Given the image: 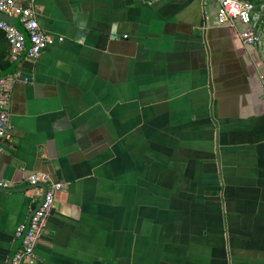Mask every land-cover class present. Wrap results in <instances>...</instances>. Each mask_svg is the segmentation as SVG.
Segmentation results:
<instances>
[{
	"label": "crops",
	"instance_id": "crops-1",
	"mask_svg": "<svg viewBox=\"0 0 264 264\" xmlns=\"http://www.w3.org/2000/svg\"><path fill=\"white\" fill-rule=\"evenodd\" d=\"M249 1L248 46L212 0H33L54 42L3 74L23 52L0 30V264L40 201L32 174L64 187L25 264H264V0Z\"/></svg>",
	"mask_w": 264,
	"mask_h": 264
},
{
	"label": "built area",
	"instance_id": "built-area-1",
	"mask_svg": "<svg viewBox=\"0 0 264 264\" xmlns=\"http://www.w3.org/2000/svg\"><path fill=\"white\" fill-rule=\"evenodd\" d=\"M217 4L215 22L218 25L230 26L236 29L239 38L245 46L256 45L260 42V36L256 29L254 5L249 0H212ZM0 14L18 19L29 37V47L26 50V36L13 23L0 16V30L4 32L9 44L12 60L26 50L29 58L38 57L54 40L39 26L37 12L33 0H0ZM62 38H59L61 40ZM14 78H19L17 73ZM12 80L6 76H0V152L3 144L11 138L12 124L10 122L9 96ZM259 82L264 95V72L259 74ZM31 185H45L46 191L39 187L36 194L42 197L41 204L31 215L29 225L24 233L25 225L17 228L16 236L21 237V245L13 257L12 264H25L33 259L35 246L45 227L46 218L54 206L55 192L64 187V184L54 181L45 175L32 174L28 177ZM11 187L10 182L0 178V188ZM24 233V234H23Z\"/></svg>",
	"mask_w": 264,
	"mask_h": 264
},
{
	"label": "water",
	"instance_id": "water-1",
	"mask_svg": "<svg viewBox=\"0 0 264 264\" xmlns=\"http://www.w3.org/2000/svg\"><path fill=\"white\" fill-rule=\"evenodd\" d=\"M0 16L2 18L7 19L11 23L15 24L25 34V36H26V43H27L26 50H27L28 47H29V44H30L29 37L27 35V32L23 29L22 25L19 23L18 19L15 18V17H10V16H7V15H4V14H0ZM26 50L22 53V55L16 61H14L8 68H6L5 70H3L1 73L5 74V73H8V72L12 71L15 68V66L17 65V63L19 62V60L25 55ZM41 186L43 187V194H44L45 191H46V187H45V185H41ZM1 189H5V188H1ZM41 200H42V197H41ZM41 200L39 201V203L37 204V206L32 210V212L28 216L27 221L25 223L24 233H25V231L28 228L29 220H30L31 215L39 207V205L41 204ZM21 238H22V236L19 238L20 241H21Z\"/></svg>",
	"mask_w": 264,
	"mask_h": 264
},
{
	"label": "trees",
	"instance_id": "trees-1",
	"mask_svg": "<svg viewBox=\"0 0 264 264\" xmlns=\"http://www.w3.org/2000/svg\"><path fill=\"white\" fill-rule=\"evenodd\" d=\"M8 65L9 62L7 60H0V69H5Z\"/></svg>",
	"mask_w": 264,
	"mask_h": 264
}]
</instances>
